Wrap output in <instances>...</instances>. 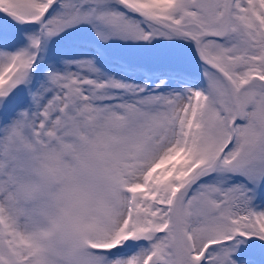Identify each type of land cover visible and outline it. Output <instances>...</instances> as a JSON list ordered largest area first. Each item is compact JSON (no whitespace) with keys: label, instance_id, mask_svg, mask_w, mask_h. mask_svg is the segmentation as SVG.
Returning a JSON list of instances; mask_svg holds the SVG:
<instances>
[{"label":"snow or ice","instance_id":"snow-or-ice-1","mask_svg":"<svg viewBox=\"0 0 264 264\" xmlns=\"http://www.w3.org/2000/svg\"><path fill=\"white\" fill-rule=\"evenodd\" d=\"M0 264H264V0H0Z\"/></svg>","mask_w":264,"mask_h":264}]
</instances>
